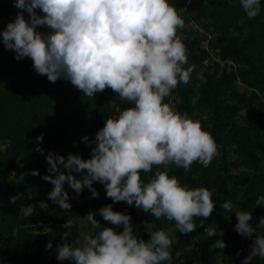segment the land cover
<instances>
[{
  "label": "trees",
  "instance_id": "trees-1",
  "mask_svg": "<svg viewBox=\"0 0 264 264\" xmlns=\"http://www.w3.org/2000/svg\"><path fill=\"white\" fill-rule=\"evenodd\" d=\"M169 3L185 21L186 27L178 35L194 71L190 82L178 85L164 102L171 105L174 101L177 112L199 121L217 147L206 168L194 163L185 172L168 166V174L176 176L182 185L211 191L215 203L203 224L195 218V231L184 234L177 229L169 250L172 264H243L255 237L238 234L235 212H227L221 204L231 201L237 208L250 211L253 226L264 217V205L255 203L264 195V0L260 14L251 20L240 0ZM193 11L198 13L195 20L190 15ZM20 12L29 19L26 10L14 6V0H0V32ZM37 13L44 15L40 10ZM36 30L44 34L51 31L47 26ZM129 106L110 88L89 98L68 80L50 82L47 76L37 74L31 58L15 59V52L5 48L0 36V147L5 145L0 148V264H75L58 260L57 246L73 242L82 232L96 231L89 223L84 231L79 226L89 212H94L101 227L123 231V225L117 227L99 213L108 204L114 211L129 214L133 234L145 241L150 238L149 230L175 227L174 221L157 220L137 209L134 202L132 206L113 202L100 182H93L98 197L88 188L77 194L65 182L71 205L68 210L48 198L54 186L42 176L57 174L47 171L48 152L89 159L95 143L86 144L82 138L87 135L94 141L106 120ZM41 134L39 146L44 154L35 150ZM163 167L154 166L152 173L141 172V179L147 182ZM34 169L39 175L31 174ZM60 170L67 172L62 166ZM85 174L86 170L73 173L77 179ZM39 223L50 224V230L36 232L34 227ZM207 226L217 227L223 235L209 238L204 232ZM258 231L264 234V230ZM65 232L70 233L66 239ZM216 239L225 242L223 250L211 248ZM197 240L206 252L199 251ZM49 241L52 247L46 250ZM248 264H264V259L256 256Z\"/></svg>",
  "mask_w": 264,
  "mask_h": 264
},
{
  "label": "clouds",
  "instance_id": "clouds-1",
  "mask_svg": "<svg viewBox=\"0 0 264 264\" xmlns=\"http://www.w3.org/2000/svg\"><path fill=\"white\" fill-rule=\"evenodd\" d=\"M249 20L261 11V0H240ZM14 6L26 10L0 32L7 50L15 59L31 58L33 68L50 82L63 78L92 98L106 88L118 94L130 106L109 117L96 133L94 141L87 135L86 144L95 143L91 157L78 154L63 155L48 152V173L42 179L54 186L48 198L61 209L71 208L64 184L77 194L84 188L93 197L99 193L93 182H100L106 196L113 202L135 204L137 209L151 213L157 220L175 222V229L187 234L197 228L215 208L212 192L205 187L189 188L168 174V166L190 171L194 163L208 167L217 153L216 143L199 121L180 114L165 103L180 84H188L193 67L188 63L186 48L178 31L186 25L169 0H14ZM40 10L44 15H39ZM47 26V34L37 31ZM197 100L194 98L192 104ZM36 151L43 134L37 136ZM61 166L67 172L61 171ZM154 166H164L145 182L141 172L152 173ZM86 170L80 179L73 175ZM32 175H39L32 170ZM264 205V195L256 198ZM221 207L235 212V230L244 237H255L251 251L244 258L248 264L253 257L264 259V217L253 226L252 213L237 208L231 201ZM105 221L123 231L101 227L94 213L85 217L92 229L82 232L73 242L57 246V259L72 260L75 264H172L169 251L173 241L164 230H149L145 241L133 234L129 214L114 211L111 204L101 207ZM207 236H222L217 227L207 226ZM69 232L64 233L66 239ZM49 241L46 250L51 249ZM225 242L216 239L213 249H224Z\"/></svg>",
  "mask_w": 264,
  "mask_h": 264
},
{
  "label": "rangeland",
  "instance_id": "rangeland-1",
  "mask_svg": "<svg viewBox=\"0 0 264 264\" xmlns=\"http://www.w3.org/2000/svg\"><path fill=\"white\" fill-rule=\"evenodd\" d=\"M190 15H191L192 19L195 20L197 18V16H198V13L193 11V12H190ZM187 67H192V66L190 65V63H187V65H185V68H187ZM198 72L200 73L201 70L199 69ZM170 103H171V106L174 107V101H171ZM0 148L4 149L5 145H1ZM25 211L29 212L30 208L26 209ZM87 224H88V222L86 220V217H84L83 219H81L79 221V226L81 227L82 231H84V228H86ZM50 228H51L50 224L39 223V224L35 225L34 230L36 232H47V231L50 230ZM164 231L169 235V237L172 240H176V238H177V229H175V227H170L168 229H165ZM196 246H197V248L199 249L200 252H206L207 251L206 248L202 245V243L199 240L196 241Z\"/></svg>",
  "mask_w": 264,
  "mask_h": 264
}]
</instances>
